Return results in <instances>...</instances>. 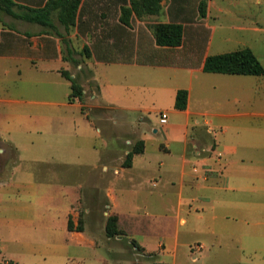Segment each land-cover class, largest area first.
Segmentation results:
<instances>
[{
  "label": "crops",
  "instance_id": "crops-1",
  "mask_svg": "<svg viewBox=\"0 0 264 264\" xmlns=\"http://www.w3.org/2000/svg\"><path fill=\"white\" fill-rule=\"evenodd\" d=\"M47 1L14 0L17 3L12 8L14 13H6L0 9V60H8L15 67L17 74V78L10 81V85L15 87L13 90L0 89V101H6L10 106L5 121L0 123V256L4 253L2 245L4 239L20 241V236L23 237L29 233L26 230L31 231L30 233H39L37 230L32 231L23 227V222L27 219L18 218L13 213L18 203H24L20 205L22 207H45L47 195H43L44 193L42 194L41 191L45 192L44 186L47 188L51 184L48 179L43 181L32 179L33 182L31 180L32 171L11 167V164L22 162V149L28 152V156L24 160L42 161L41 152L49 142L47 135L49 120L56 126L54 139L57 152L60 153L64 145H68L64 139L66 138L64 134H68L65 132L68 125L73 127L74 134L78 136L73 138L78 141V144L72 150L64 148L60 159H63L65 151H70L77 157H81L82 154L86 159L91 160V162L84 163L88 165L89 169L87 178L76 180L71 189H66L61 184L63 191L58 197L56 196L55 203H62L64 199L65 202L70 201L71 203L66 209L68 217L66 224L67 230L72 235L94 234V232L88 231L86 222L83 231L68 229L69 217L74 219V215L77 213L75 208L79 204L76 192L80 186H84L86 183L91 187L96 186L97 190H100L101 184H103L106 198H112L113 194L111 203H115V205L117 202L129 198L130 192H143L146 193L143 195L147 197V200L155 197L160 202H164L172 193H177L181 199L185 185L203 189L207 184L206 189L210 187L209 183L213 178L218 180L222 177L229 184L226 171L230 165L236 166L233 163L236 161L227 158V155L229 156L228 149L232 148L231 151L235 152L236 148L224 145L221 149H217V144L211 148L207 143L205 147L207 150H211V154L208 153L200 158L194 156V152L188 154L190 140L195 147L199 141L191 139L193 136L191 127L196 126L203 132L213 133L212 121L205 118L201 121L199 117L233 116V109L230 107L233 105L231 93L227 94L228 99L224 104L220 102L208 106L213 100L202 95L208 89L206 79L236 80L241 76L250 75L206 72L204 63L212 53V38L205 40L203 35L209 31L216 32L222 25L220 22L211 24L207 21L213 16L218 19V13L225 15L231 13V17L234 18L232 20L238 21V23H232L233 28L264 31V26L260 25L262 20L258 17L261 15V6L259 5H263L264 0H243L247 4H254L257 8L250 9L247 7L248 5H243L232 11H227L225 5L218 4L216 0H208L206 16L201 18H199V5L202 0H163V10L159 14L163 16V20L160 22H177L184 26L183 43L177 47L156 44L152 31L155 23L152 15L148 17L145 14L141 19L132 14L130 24H124L121 21L122 6H129L130 0H83L77 14L76 24L68 30L59 23L56 12L52 16L53 26L26 19L25 16L29 12L28 7L42 8ZM235 3L237 0H234V5ZM213 8L216 9L215 12ZM261 11L263 15L264 9L262 8ZM201 39L208 42L207 50L202 53L194 50L196 49L195 45ZM225 39L229 40L230 38ZM86 46L89 47L88 54L84 51ZM23 62L28 64L29 69L41 71L43 74L33 78V82H28L32 87V90L28 91L21 88L23 81L21 64ZM63 71L69 72L79 81L86 79L89 89L80 82L84 87L83 101L77 99L70 102L68 100L70 94L65 102L66 105L56 101V89L63 82L61 80L54 81L51 74L68 80L63 75ZM130 76L134 80L131 85H128L127 80ZM68 82L71 88L70 80ZM212 88L217 89L219 86L215 84ZM180 89L188 91V104L184 110L175 107L176 94ZM89 91L92 92L90 93L92 103L88 107L85 100ZM153 98L160 104L163 103L162 106L160 105L156 109L150 106ZM101 102L107 107L139 115V126L143 128L139 133V140L144 141V150L134 154L130 167L124 166L123 163L122 166L114 167L112 170L111 160L103 161L104 154L102 155L100 147L95 143L94 134L95 132L101 134V129L94 126L93 120L85 122V124L78 120L77 124L71 122L74 121V118L65 116L63 109L58 107L59 105L77 106L97 113L100 109L96 106H100ZM154 109L158 113L157 123L148 116ZM163 111L167 112V123L160 122ZM114 123L118 122L114 121ZM148 124L152 125V135L146 130ZM80 139L83 144H86V147H83L84 152H81ZM120 139L123 145L117 143L122 151L118 153V160H122L124 156L127 158L133 149L127 146L132 142L131 140L122 137ZM149 140L154 142L160 155L162 153L161 158L158 159L157 168L154 166L153 160L147 158V142ZM217 153L220 154V157ZM88 154L91 158H88ZM225 157L226 163L224 162ZM189 159H197L201 163L212 166L199 167L198 172H195L191 166H188V164H194L189 163ZM172 162L175 163L172 164ZM177 165L178 167H176ZM19 169L22 170L16 173V170ZM74 170L77 174L80 173L79 168ZM76 173L73 172L70 175L76 176ZM228 188L233 187L227 186L226 189ZM64 189H66V193ZM33 193L41 195L35 197L32 195ZM210 196V193L199 195L198 199H210ZM131 198L134 199V197ZM99 202H103V204L99 203L98 206L103 207L104 201L99 200ZM5 204L9 205L1 210V205ZM183 205L191 206V203L182 201ZM89 208L85 210L86 213L90 212ZM183 211L184 208H180L179 212L183 213ZM85 212L83 213L84 217ZM127 216L131 220V214ZM187 219V216H180L179 224L181 222V226H185ZM131 222L133 227L135 222L133 220ZM142 224L144 222L140 220L138 225ZM28 226L37 229L33 225L28 224ZM163 228L165 226L159 229ZM104 231L106 233V224ZM175 236L176 241H173V248L177 249L180 244L178 235L175 234ZM157 237L159 238V236ZM138 241L143 246L149 247L143 241Z\"/></svg>",
  "mask_w": 264,
  "mask_h": 264
},
{
  "label": "rangeland",
  "instance_id": "rangeland-1",
  "mask_svg": "<svg viewBox=\"0 0 264 264\" xmlns=\"http://www.w3.org/2000/svg\"><path fill=\"white\" fill-rule=\"evenodd\" d=\"M216 1L218 4H224L227 11L241 8L243 5H248L247 7L250 9L257 8L254 4H247L243 0H237L235 5L234 0ZM162 2L161 11L163 10ZM206 2L207 11L208 0ZM259 6H261V10L264 9V4ZM261 10V15L258 17L262 20L260 25L264 26V13L262 15ZM213 11L215 12L216 9L213 8ZM160 13L147 15L148 17L152 15V19L157 23L163 20V16L159 15ZM218 15V19L213 16L207 21L211 24L220 22L223 26H219L216 32L209 31L203 35L206 37H204L205 40L212 38L211 54L249 47L264 65V31L233 28L232 23H238V21L232 20L234 18L231 17V13L227 15L218 13ZM201 17L203 16L199 12V18ZM134 19L136 20V18ZM225 38L230 39L226 40ZM195 46L196 49L194 50L202 53L207 50L208 42L201 39ZM21 71L23 76L21 88L25 91L32 90L29 81L33 82V78L43 75L41 71L29 69L26 62L21 64ZM51 76L54 81L61 80L63 82L61 86L57 87L55 98L59 104H65L71 92L70 84L68 80L60 76L57 77L55 74H51ZM16 78L15 67L8 60L1 59L0 89L13 90L15 87L10 85V81ZM85 80L80 82L89 89V84ZM133 80L131 76L128 77V85H131ZM206 81L208 89L202 95L213 100L208 106L220 102L224 104L228 99L227 94L231 93L233 105L230 107L233 109V116L199 117L201 121L211 120L214 131L207 133L196 126L191 127L193 134L191 139L199 141L195 147L190 140L188 154L194 152V156L198 158L208 153L211 154V150H207L205 147L207 143L211 148H214L216 144L217 149H221L224 145L236 148L235 152L231 151L232 148L228 149L229 156L227 155V158L236 161L233 162L236 166L230 165L226 171L229 184L222 177L218 180L213 178L212 182L209 183L210 187L206 189L207 184L205 186L203 184V189L185 185L181 199L177 193H172L164 202H160L155 197L147 200V197L143 195L146 193L143 192H130L131 196H129L134 197V199L129 197L121 202L118 200L120 203L117 202L115 205V203H111L113 194L112 198H106L103 184H101V189L97 190L96 186L91 187L90 184L86 183V185L80 186L76 192L79 204L75 208L77 213L72 221L75 227L82 221L83 225L86 222L88 231H92L94 234L72 235L67 230L66 224L68 218L66 209L71 203L70 201L65 202V199L62 203H55L56 198L63 191L61 184L64 188L71 189L76 180L87 178L89 169L88 165L84 163L91 162V160L86 159L82 154L81 157H77L75 153L72 154L70 151H65L63 159H60L64 148L72 150L78 144V141L73 139L78 136L74 134L73 127L68 125L65 132L69 135L64 134L66 137L64 139L68 145L65 144L60 153L57 152L54 139L56 126L54 122L49 120L47 133L49 142L41 152L42 161L24 160L27 158L28 152L22 149V162H17L15 165L11 164V167L32 171L31 180L43 181L48 179L51 184L47 188L44 186L45 192L41 191L42 194L44 193L43 195H47L45 207H22L20 205L24 203H18L13 213L18 218L27 219L23 222V227L32 231L37 230L39 233H30L31 231L26 230L29 233L26 236H20V241L4 239L2 243L4 253L0 256V264H154L156 262L173 264H264V75L241 76L236 80L224 79L220 81L208 78ZM215 84L219 88H212ZM90 93L92 92L87 93L85 100L88 107L92 103ZM162 104L153 98L150 106L156 109ZM65 105L58 107L63 109L65 116L74 118V121L71 122L77 124L80 121L85 124V122L93 120L94 126L101 129V134L95 132L94 139L97 146L100 147L102 155L104 154L105 159L103 161L109 162L111 160L112 170L114 167L122 166L126 156L122 160L117 159L118 153L122 152L118 144H122L121 137L132 141L127 144L128 148H134L139 143V133L143 130L139 126V115L118 108L107 107L102 102L100 106H96L100 109L97 113L89 112L87 108ZM9 107L6 101H0V123L5 121ZM155 109L148 116L157 123L158 113ZM114 121L118 123L115 124ZM149 124L146 126V130L152 135V125ZM147 146V158L153 160L154 166L157 168L158 159L161 158L162 153L160 155L151 140L147 142ZM80 147L81 152H84L83 147H86V144H83L81 139ZM161 148H163L162 145ZM217 155L220 157L219 153ZM87 156L91 158L89 154ZM224 159L226 163V157ZM190 162L194 164H188V166H191L195 172H198L199 167L212 166L201 163L197 159H189ZM174 163L172 162V164ZM77 168L80 169L78 174L74 170ZM213 168L215 169L214 164ZM21 170H16V173ZM73 172L77 175L71 176L70 174ZM227 186L237 188L226 189ZM66 189H64L65 193ZM39 193L32 195L38 197L41 195ZM208 193L211 195L210 199H198L199 195H207ZM99 200L104 201V205L108 206L99 207ZM182 201L191 203V206H182ZM100 204L102 205L103 202ZM8 205H1V210H4V207ZM87 208L90 209L89 213L85 212ZM180 208H184L182 214L179 212ZM186 210L189 212H185ZM84 212L86 213L85 217L83 216ZM79 213L80 216H78ZM112 214L119 216V226L123 234L108 237L104 231V225L108 216ZM130 214L131 220L135 222L133 227V223L127 216ZM180 216H187L188 221L185 226H181V222L179 224ZM140 220L144 222L141 226L138 225ZM28 224L37 227V229L29 227ZM163 226L165 228L159 229ZM175 234L178 235L180 244L177 249L173 248V241H176ZM138 240L143 241L149 247L143 246Z\"/></svg>",
  "mask_w": 264,
  "mask_h": 264
},
{
  "label": "trees",
  "instance_id": "trees-1",
  "mask_svg": "<svg viewBox=\"0 0 264 264\" xmlns=\"http://www.w3.org/2000/svg\"><path fill=\"white\" fill-rule=\"evenodd\" d=\"M83 0H48L42 8L28 7L26 19L36 21L44 25L53 26V15L59 23L68 30L76 24L77 14ZM162 0H130L129 6H122L121 21L124 24H130L132 14L137 17H143L145 14H158L162 9ZM17 5L14 0H0V9L6 13H14L13 6ZM206 0L200 2L199 8L201 16H206ZM155 42L159 46L177 47L183 43L184 26L177 22H157L153 27ZM84 51L88 54L89 47L86 46ZM204 70L212 73L236 74V75H264V65L249 47L239 48L237 50L211 54L204 63ZM63 75L71 82V93L68 97L70 102L75 100L83 101L84 87L77 77H72L67 71ZM188 91L180 89L177 91L175 107L179 110L187 108ZM144 141L137 143L132 151L127 155L124 166H131L133 156L136 153L143 152ZM83 221L78 226H74L71 217L68 222L69 230L83 231ZM106 233L108 237L123 234L119 226V216L117 214L109 215L106 221ZM137 243L136 241H134ZM154 264H171L169 262H156Z\"/></svg>",
  "mask_w": 264,
  "mask_h": 264
},
{
  "label": "built area",
  "instance_id": "built-area-1",
  "mask_svg": "<svg viewBox=\"0 0 264 264\" xmlns=\"http://www.w3.org/2000/svg\"><path fill=\"white\" fill-rule=\"evenodd\" d=\"M167 121H168V115L166 113H162L160 122L161 123H167Z\"/></svg>",
  "mask_w": 264,
  "mask_h": 264
}]
</instances>
